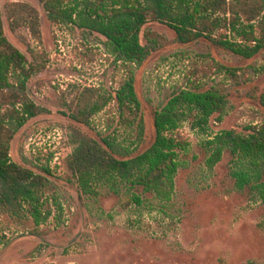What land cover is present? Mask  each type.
Segmentation results:
<instances>
[{
    "label": "rangeland",
    "instance_id": "374dc122",
    "mask_svg": "<svg viewBox=\"0 0 264 264\" xmlns=\"http://www.w3.org/2000/svg\"><path fill=\"white\" fill-rule=\"evenodd\" d=\"M15 3L38 9L41 39L27 26L12 24L7 9ZM0 8L7 38L30 62L34 52L45 64L30 77L27 91L46 111L18 130L10 155L51 181L46 195L53 210L37 226L29 206L0 188V264H264V204L255 181L241 186L234 176L236 171H253L248 161L226 150L214 169L206 164V142L217 133H248L250 126L264 123V50L245 59L204 38L182 43L167 24L145 25L142 42L153 31L162 35L163 43L135 68L144 119L143 139L133 147L136 154L154 141L155 112L182 90L214 87L226 96V109L207 124L200 123L197 110L187 114L181 132L190 146L180 151L182 165L170 202L120 181L87 195L66 161L75 130L96 139L115 133L126 146L139 139V130L119 124L117 100L95 115L90 126L74 121L70 108L86 88L115 93L127 70L115 62L105 36L53 24L39 0H0ZM132 195H139L142 204L128 202Z\"/></svg>",
    "mask_w": 264,
    "mask_h": 264
},
{
    "label": "trees",
    "instance_id": "16d2710c",
    "mask_svg": "<svg viewBox=\"0 0 264 264\" xmlns=\"http://www.w3.org/2000/svg\"><path fill=\"white\" fill-rule=\"evenodd\" d=\"M49 20L60 27H77L106 37L109 52L115 62L127 70L122 86L115 93H101L98 88H86L77 95L70 108V117L79 124L90 126L92 118L113 100L119 104V124L138 128V140L126 146L118 142L115 133L92 138L80 130L73 135V151L67 166L82 193L98 195V187H114L117 181L143 186L161 202H170L176 189V176L182 163L180 151L188 150L190 141L182 135L181 127L187 114L197 110L200 123H209L215 113L222 114L227 98L211 87L182 90L155 112V138L149 148L136 154L144 135L142 104L138 97L135 68L141 67L162 45V35L148 31L147 43L142 32L150 22H160L172 28L182 43L207 39L242 58L251 59L264 50V0H39ZM15 27L27 26L41 39L40 14L30 4L15 3L7 9ZM20 51L5 35L0 8V188L11 191L29 206L37 226L53 215L50 198L46 195L51 181L44 175L11 159L12 141L20 128L31 118L46 111L28 94L30 77L45 68ZM226 70L225 66H222ZM14 79V80H12ZM248 133L223 130L206 142L209 155L206 164L214 169L226 150L248 161L251 170L234 172L243 186L255 181L264 204V123L248 128ZM50 172L49 167H44ZM52 189H55L52 186ZM52 200L62 213L55 195ZM128 202L142 204L139 195Z\"/></svg>",
    "mask_w": 264,
    "mask_h": 264
}]
</instances>
